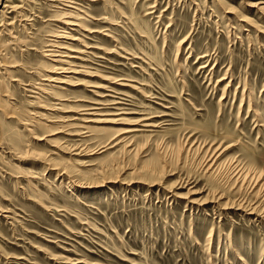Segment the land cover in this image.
Segmentation results:
<instances>
[{
  "label": "rangeland",
  "instance_id": "374dc122",
  "mask_svg": "<svg viewBox=\"0 0 264 264\" xmlns=\"http://www.w3.org/2000/svg\"><path fill=\"white\" fill-rule=\"evenodd\" d=\"M262 2L0 0V264H264Z\"/></svg>",
  "mask_w": 264,
  "mask_h": 264
},
{
  "label": "bare ground",
  "instance_id": "6f19581e",
  "mask_svg": "<svg viewBox=\"0 0 264 264\" xmlns=\"http://www.w3.org/2000/svg\"><path fill=\"white\" fill-rule=\"evenodd\" d=\"M262 3H264V2H262ZM7 7V6H6ZM260 9H264V6H260L259 7ZM15 11V10H14ZM84 19V18H83ZM245 21V20H244ZM75 22V21H74ZM68 23V22H67ZM72 24V23H71ZM67 25V24H66ZM79 26V25H78ZM80 27V26H79ZM3 45V44H2ZM73 57V56H72ZM69 60V59H68ZM3 61V60H2ZM54 61V60H53ZM57 61V60H56ZM69 66V65H68ZM72 67V66H71ZM73 68V67H72ZM53 80V79H52ZM3 101V100H2ZM1 102V101H0ZM147 119V118H146ZM35 121H36V119H35ZM39 121V120H38ZM145 126V125H144ZM132 130V129H131ZM1 132V131H0ZM211 148V155H210V158H209V160L208 161H210V167L212 166V165H216L217 164V162H218V160H219V155H220V153L221 152H224V149H222V147L220 146V145H218V146H216V147H214V148H212V147H210ZM210 150V149H209ZM222 154V153H221ZM207 155H209V154H207ZM234 167L236 168L237 166H236V163H235V165H234ZM233 167V168H234ZM242 167V166H241ZM208 169H210L209 167H208ZM249 172V171H248ZM248 172H244L243 170H242V168L241 169H237L236 171H235V177H236V181H237V179H239V178H242L243 179V181L245 180V179H247V178H249L250 180L253 178V176L251 177V175H249V173ZM251 174H253V173H251ZM254 179L259 183V182H261V183H263L264 184V177H262V174L260 173V174H256L255 175V177H254ZM242 181V180H241ZM242 181V182H243ZM257 182L255 183V184H257ZM255 186V185H254ZM258 187H260V186H258ZM252 211L251 212H254V208L252 207ZM261 216V215H260ZM263 216H264V214H263ZM264 218V217H263ZM262 218V219H263Z\"/></svg>",
  "mask_w": 264,
  "mask_h": 264
}]
</instances>
